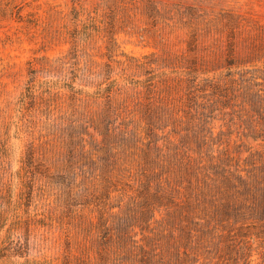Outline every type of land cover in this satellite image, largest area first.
<instances>
[{
	"label": "trees",
	"instance_id": "trees-1",
	"mask_svg": "<svg viewBox=\"0 0 264 264\" xmlns=\"http://www.w3.org/2000/svg\"><path fill=\"white\" fill-rule=\"evenodd\" d=\"M129 28L162 53L118 57V33ZM179 31L185 46L170 53L165 38ZM73 33L85 36V92L68 83L63 168L85 175V264H264V24L190 4L114 0ZM98 39L101 60L87 50ZM32 80L33 108L49 101L44 91L60 95ZM19 248L13 255L26 256Z\"/></svg>",
	"mask_w": 264,
	"mask_h": 264
},
{
	"label": "rangeland",
	"instance_id": "rangeland-1",
	"mask_svg": "<svg viewBox=\"0 0 264 264\" xmlns=\"http://www.w3.org/2000/svg\"><path fill=\"white\" fill-rule=\"evenodd\" d=\"M113 1L0 0V253L7 255L0 256V264H85V229L90 215L85 207V175L76 178L63 168L71 113L68 83L85 92V36L75 38L73 31L84 25L89 14L102 13ZM156 1L190 4L210 12L232 11L264 24V0ZM129 29L131 32L118 33V57L152 50L162 53V47L148 45L137 29ZM215 36L218 47L226 48V34ZM185 38L181 31L167 34L165 50L180 52ZM237 48L246 51V42L239 40ZM87 50L91 58L101 60L106 51L104 39L93 41ZM77 67L84 70L74 72ZM32 79L38 90L50 86L53 93L60 89V95L44 91L49 101L33 108L25 96ZM49 103L63 110L51 113ZM48 116L56 119L54 125L46 123ZM31 144L33 164L27 158ZM74 178L79 186L72 198L68 184L75 185ZM118 202L111 200V204ZM19 242L25 245L26 256L13 255L20 249Z\"/></svg>",
	"mask_w": 264,
	"mask_h": 264
}]
</instances>
